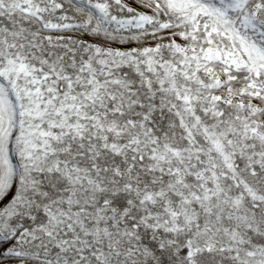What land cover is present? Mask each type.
Returning <instances> with one entry per match:
<instances>
[{"label": "snow or ice", "instance_id": "6c2138e0", "mask_svg": "<svg viewBox=\"0 0 264 264\" xmlns=\"http://www.w3.org/2000/svg\"><path fill=\"white\" fill-rule=\"evenodd\" d=\"M0 264H264V0H0Z\"/></svg>", "mask_w": 264, "mask_h": 264}]
</instances>
